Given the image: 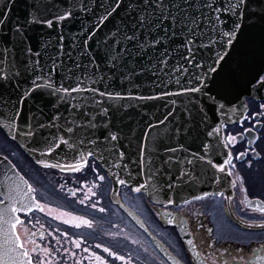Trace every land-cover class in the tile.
Here are the masks:
<instances>
[{
  "label": "snow or ice",
  "instance_id": "obj_1",
  "mask_svg": "<svg viewBox=\"0 0 264 264\" xmlns=\"http://www.w3.org/2000/svg\"><path fill=\"white\" fill-rule=\"evenodd\" d=\"M16 6L18 0H0V131L11 132L12 141L18 137L28 141L34 145L32 152L41 156L54 155L64 146L75 152L87 145L91 150L80 158V165L87 167L88 159L104 164L111 159L112 166L128 169L121 141L133 132L130 112L140 108V102L175 97L165 106L163 119L157 117L156 125H148L164 128L153 140V151L146 157V148H141L138 158L131 161L137 164L140 179L130 169L125 178H115L122 186L134 184L133 192L150 188L163 194L168 205L175 203L169 192L198 176L201 164L213 165L206 155L186 152L180 143L197 125L207 129L210 117L203 101L212 105L219 119L226 116L227 97L238 80L257 92L264 88V0H23L24 18L12 19ZM67 21L77 27L66 35L63 22ZM57 22L62 30L49 33L34 48L28 35L32 26L53 29ZM234 50L233 65L222 76ZM173 83L179 91L166 90ZM29 100L32 104L25 112ZM259 109L264 110V103ZM253 115L264 116V111ZM215 131H207V136ZM236 139L228 136L230 142ZM7 140L5 134L4 143ZM127 147L131 148V140ZM228 163L225 159L215 167L223 170ZM0 164L6 166L0 169V264H151L139 254L134 258L131 251L123 254L103 242L90 245V237L70 235L60 226L48 232L47 243L43 232L38 241L21 213L39 210L76 229H92L94 221L41 203L36 189L8 155L0 153ZM80 165L72 170L80 171ZM44 166L60 167L58 163ZM93 171L97 180H105L95 166ZM107 175L112 177L111 172ZM82 183L87 186L86 181ZM80 191L69 189L72 197ZM97 195L89 187L77 203L106 213L99 200L92 202ZM251 210L264 215V202ZM248 223L264 228V223ZM103 235L115 238L119 233ZM131 243L138 242L133 239ZM207 247L214 249V244ZM233 251L213 250L206 260L209 264H221L220 258L223 264H264V256L257 252L250 257L243 247ZM257 251H264V243Z\"/></svg>",
  "mask_w": 264,
  "mask_h": 264
},
{
  "label": "flooded vegetation",
  "instance_id": "obj_2",
  "mask_svg": "<svg viewBox=\"0 0 264 264\" xmlns=\"http://www.w3.org/2000/svg\"><path fill=\"white\" fill-rule=\"evenodd\" d=\"M261 103H264V93L259 98L247 97L246 110L242 116L247 119L224 124V136L231 153L229 170L235 182L229 208L226 206L224 196H206L200 200L189 201L188 204L162 207L150 203L141 193H134L125 186L117 189L119 201L142 220L150 234L162 243L172 257L179 260L181 264L196 263L178 235L179 222L188 227L196 251L205 260L213 250L222 251L227 248L235 254L233 250L237 247H243L250 257L252 252L264 256V251H257L260 244L264 243V228H244L234 222L236 219L239 222L245 221L241 223L246 225L249 224L248 222L264 223V215L251 210L257 206L256 204L264 202V116L253 115V113L264 111L259 109ZM229 135L236 136L237 139L230 142ZM4 141L5 134L0 131V153L8 155L12 163L16 164L19 172L36 189L35 195L41 203L73 215L86 216L94 221L92 229L87 227L76 229L73 226L63 225L61 221L53 220L39 210L20 214L22 219L26 218L25 225L29 231L36 234L35 239L38 241L41 239L37 231L42 230L43 240L47 243L51 239L48 232L60 226L62 230L69 231L70 235L75 233L90 237V245L103 242L114 250L122 251L123 254L131 251L134 258L139 254L142 261L151 262V264H172L156 249L148 235L137 227L119 204L111 201L112 184L103 169L96 162L93 163V159H89L87 167L78 172L58 173L36 166L16 143L10 139L6 143ZM11 153H15V157ZM240 153L245 155L237 159ZM94 166L100 175L105 176L104 181L96 179ZM85 181L87 186L82 183ZM89 187L98 193L92 198V202L99 200V207L106 208L108 210L106 213H99L90 206L77 203L88 193ZM77 188L81 191L77 193V196L72 197L69 189ZM247 200L253 203L246 205ZM157 208L170 211L171 220L174 223L170 224L160 217L157 214ZM41 224L44 228L40 227ZM114 224L119 227L114 229L112 227ZM209 229L212 231L209 232ZM104 232H118L119 235L113 238L104 236ZM133 239L138 243L132 244ZM208 244H214V249H209ZM65 246L68 245L65 244ZM144 248L148 249V253L143 252ZM252 259L254 260V257ZM116 264L120 262L117 261Z\"/></svg>",
  "mask_w": 264,
  "mask_h": 264
},
{
  "label": "water",
  "instance_id": "obj_3",
  "mask_svg": "<svg viewBox=\"0 0 264 264\" xmlns=\"http://www.w3.org/2000/svg\"><path fill=\"white\" fill-rule=\"evenodd\" d=\"M25 16V11L23 8V0H18V6L12 8V19L16 17H20L23 19ZM76 23L73 21L63 22V31L67 35L68 31L76 30ZM61 24L57 22L53 29H46L41 25H33L30 29L28 35L32 41V45L34 48H38L40 41L42 38L46 37L49 33L55 35L57 32H60ZM237 56L236 51L234 50L232 56L229 58V61L226 62L221 70V75H225L229 72L230 67L233 65V62ZM57 82L60 81L61 77L58 74ZM67 83V82H65ZM74 86V85H73ZM23 87V85H22ZM169 92L179 91V87L173 83L170 87L166 89ZM264 88L259 89V91H255L251 88L250 84H247L244 80H238L234 86V88L229 93L225 106L226 116H219L214 111L212 105H209L207 100H204L203 103L207 106L208 115L210 120L208 121V127L205 129L203 126L197 125L195 130L187 137H183L180 140L185 147L186 152L199 153L201 155H206L213 161V165L201 164L198 168L199 175H194L192 181H185L179 188L173 189L168 193V196L173 198L175 203L172 205H168L165 202V196L163 194H157L153 192L150 188H145L140 193L152 204L160 205L162 207L166 206H178L184 204V200L192 201L195 196L206 197L204 193H208L207 196H218L217 193L223 192L226 200V206L229 208L230 199L234 194V179L229 170V163L224 165V169L220 170L215 167V164L223 163L225 159H231V153L228 148V145L224 136V124L238 121L244 115L246 110V98H259L263 95ZM213 94H215V89H213ZM175 97H167L163 99H158L154 101H143L141 103V107L130 112L132 116V121L129 124V127L133 129L132 133L128 134L126 139L121 141V144L124 146L125 150V159L123 163L128 164L129 168H121L119 165L112 166L113 162L109 159L108 164H104L98 159L95 162L103 169L107 178L110 180L112 184V191L110 195V199L114 203H118L121 209L130 217V219L142 229L150 238L152 244L156 247V249L172 264H174L175 259L172 255L167 251L165 246L160 243L153 235L150 234L148 229L145 227L142 220L135 215L129 208L123 205L118 197H117V189L122 186L119 183L115 182V178L119 175V178H125L128 174L129 169L131 170V174L136 179H140L137 176L138 168L137 164L131 163L133 159L138 158V152L141 148H146L145 156L153 151L154 145L153 140L156 138L157 134H162L164 128L157 125L156 128H149V123L156 125V118L163 119V116L166 114L165 106L169 103L171 99ZM131 103H136L135 101H131ZM32 104V100H29L24 105V110L27 112L29 106ZM146 113V114H145ZM213 129H218L215 131L212 137L207 136V131H212ZM127 132V129H125ZM4 134H7V137L10 139L12 133L8 132L7 129L2 131ZM147 134V135H145ZM131 140V148H128V142ZM18 147L26 154V156L38 167L43 169L54 170L58 173L63 174H71L78 171H73L72 167L80 165V158L86 157L87 151L91 150L85 145L84 148H77L75 152L69 150L67 146L61 147L54 155H45L41 156L39 152L33 153L32 148L34 145L30 144L28 141L20 139L19 137L14 141ZM167 141H165L166 143ZM207 145V147H205ZM226 145V147H225ZM40 159L43 161L42 164H36V160ZM59 164L60 167L51 168L45 167V164ZM4 164H0V169L5 168ZM81 170L84 166L80 165ZM111 172L112 177L110 178L107 174ZM12 173H9L11 175ZM21 174V173H20ZM3 177H0L2 180ZM26 179V178H25ZM127 187L130 191L132 187H135L134 184H125L123 185ZM133 192V191H132ZM136 193V192H134ZM246 205H250L253 202L246 201ZM258 205V204H256ZM157 214L165 219V221H169L171 219L172 213L168 210L164 209H156ZM28 214V213H21ZM235 223L239 224V226L244 228H254L259 229L260 227H250L249 224H243L238 220H234ZM261 224V223H259ZM143 225V226H142ZM178 235L181 237L185 247L191 253L192 258L194 259L196 264H209L208 261L201 258L200 255H197L196 247H193V244H189L188 241H192V236L188 232V227L183 223L179 222L177 226ZM42 230H38V236L40 237V233ZM171 258V259H170ZM221 264H223V259H221Z\"/></svg>",
  "mask_w": 264,
  "mask_h": 264
}]
</instances>
